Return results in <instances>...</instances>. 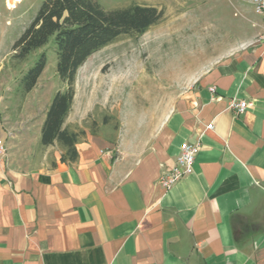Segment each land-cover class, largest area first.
<instances>
[{"label": "crops", "instance_id": "1", "mask_svg": "<svg viewBox=\"0 0 264 264\" xmlns=\"http://www.w3.org/2000/svg\"><path fill=\"white\" fill-rule=\"evenodd\" d=\"M232 99L249 107L236 113ZM45 116L18 125L0 118V264H264V43L256 37L202 74L156 129L88 133L76 161L32 150L29 135L37 124L41 141ZM187 141L200 145L194 171L167 188L160 176Z\"/></svg>", "mask_w": 264, "mask_h": 264}, {"label": "rangeland", "instance_id": "2", "mask_svg": "<svg viewBox=\"0 0 264 264\" xmlns=\"http://www.w3.org/2000/svg\"><path fill=\"white\" fill-rule=\"evenodd\" d=\"M7 1L0 0V118L11 120L12 125L28 116L38 122L54 95L67 88L57 71L56 35L25 60L15 58L13 45L44 0H24L15 9H9ZM96 1L107 10L135 4L154 6L164 15L143 34L119 36L79 68L65 126L86 135L115 137L132 126L144 132L156 129L202 74L245 39L254 36L258 40L250 0ZM43 53L46 68L35 88L24 92L20 80ZM36 128L37 124L29 137L38 158L62 151L58 143L45 146L38 141Z\"/></svg>", "mask_w": 264, "mask_h": 264}, {"label": "trees", "instance_id": "3", "mask_svg": "<svg viewBox=\"0 0 264 264\" xmlns=\"http://www.w3.org/2000/svg\"><path fill=\"white\" fill-rule=\"evenodd\" d=\"M163 15L162 10L149 5L107 10L96 0H44L36 16L15 41L14 57L25 60L56 35L57 71L67 88L54 95L46 111L41 143L45 146L58 143L62 147L61 161L78 159L77 144L84 139L82 135H86L84 131H70L65 126L76 94L79 68L119 36L143 34ZM46 65L47 57L43 53L20 80L24 92L35 88Z\"/></svg>", "mask_w": 264, "mask_h": 264}, {"label": "built area", "instance_id": "4", "mask_svg": "<svg viewBox=\"0 0 264 264\" xmlns=\"http://www.w3.org/2000/svg\"><path fill=\"white\" fill-rule=\"evenodd\" d=\"M22 1L24 0H14L15 5L11 8L9 7L8 1L6 5L9 9H15ZM253 6L255 13L260 17V22L257 24L260 28L258 41L264 43V0H253ZM215 89V87L211 88L212 91H215ZM248 107L249 102L246 100L232 99L230 102V108L239 114L245 112ZM199 148V143L184 142L181 145L180 153L177 157V164L173 169L162 173L160 183L169 188L184 176L191 174L194 171V163ZM6 152V146L0 140V161L6 156Z\"/></svg>", "mask_w": 264, "mask_h": 264}, {"label": "bare ground", "instance_id": "5", "mask_svg": "<svg viewBox=\"0 0 264 264\" xmlns=\"http://www.w3.org/2000/svg\"><path fill=\"white\" fill-rule=\"evenodd\" d=\"M11 1V0H10ZM9 0H8V4H9V2H10ZM14 2V0H12V6H10L11 5V2H10V4H9V7L11 8V7H13L14 5H15V2Z\"/></svg>", "mask_w": 264, "mask_h": 264}]
</instances>
